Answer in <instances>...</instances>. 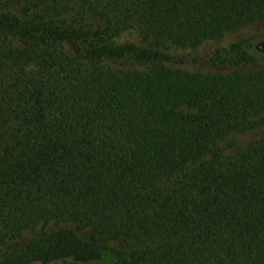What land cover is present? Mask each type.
Segmentation results:
<instances>
[{
	"label": "trees",
	"instance_id": "trees-1",
	"mask_svg": "<svg viewBox=\"0 0 264 264\" xmlns=\"http://www.w3.org/2000/svg\"><path fill=\"white\" fill-rule=\"evenodd\" d=\"M259 22L264 0H0V264H264L260 36L212 52L230 73L168 65Z\"/></svg>",
	"mask_w": 264,
	"mask_h": 264
},
{
	"label": "rangeland",
	"instance_id": "rangeland-1",
	"mask_svg": "<svg viewBox=\"0 0 264 264\" xmlns=\"http://www.w3.org/2000/svg\"><path fill=\"white\" fill-rule=\"evenodd\" d=\"M254 35L260 36L259 41L256 45L255 52L258 57V63L256 66L264 67V22H259L252 27L244 29L239 32L229 33L220 42H204L197 48H170V53L176 58L175 61L169 63L168 65L173 68H181L190 72H200V73H230L232 68L228 65L215 66L209 61L212 52L217 48L228 47L234 41L241 38H249ZM262 36V37H261ZM116 43H137L145 44L144 39L135 30H129L123 32L115 39ZM15 44H21V41L14 39ZM119 67L131 68L132 65L128 63L120 64ZM263 137L261 130L249 131L242 134L233 135L230 140L222 143V148L226 153H233L239 148L247 146L254 140L261 139ZM56 222H48L46 224L40 225L34 230H28L17 240L19 246H24L25 244L31 242L35 237H37L42 230L46 229L51 231L57 226H61ZM74 232L82 239H87L89 236V229H81L76 225H70ZM113 249H119L118 244L112 243L105 252V256L108 261L114 259Z\"/></svg>",
	"mask_w": 264,
	"mask_h": 264
}]
</instances>
